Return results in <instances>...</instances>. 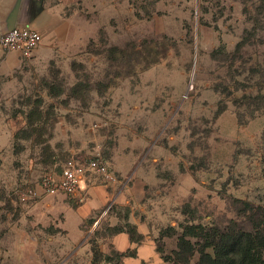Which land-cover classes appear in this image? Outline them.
Listing matches in <instances>:
<instances>
[{
	"label": "rangeland",
	"instance_id": "obj_1",
	"mask_svg": "<svg viewBox=\"0 0 264 264\" xmlns=\"http://www.w3.org/2000/svg\"><path fill=\"white\" fill-rule=\"evenodd\" d=\"M100 3L69 11L67 45L0 105L13 137L0 172V264H13L6 243L21 238L16 192L73 158L102 159L119 179L97 181L113 195L86 223L92 254L78 264H124L101 244L131 227L140 242L131 217L167 258L185 226L264 225V0ZM38 246L56 264V247Z\"/></svg>",
	"mask_w": 264,
	"mask_h": 264
},
{
	"label": "crops",
	"instance_id": "obj_2",
	"mask_svg": "<svg viewBox=\"0 0 264 264\" xmlns=\"http://www.w3.org/2000/svg\"><path fill=\"white\" fill-rule=\"evenodd\" d=\"M100 2L103 0H0V32L13 27H29L42 36V41L29 58L16 50L0 48V105L9 92L36 80V76H40L39 73L56 58L57 51L67 45L73 32L72 14L69 11L79 4L82 8L99 7ZM4 122L0 112V172L8 167L13 152V137ZM91 173L98 177L89 178ZM0 181L5 182L1 175ZM97 181L102 182L103 179L96 172L87 170L81 176L80 188L74 195H48L37 187V198L22 203L17 197L15 201L21 207L19 214L22 219L12 227L21 238L6 243L12 251L13 264H45V255L40 251L39 243L56 247V264H78L75 260L84 251L85 257L91 259L89 255L92 253L85 241L91 229L86 223L98 219L99 209L113 195V189H108V184ZM26 214L33 216L31 223L23 219ZM130 220L137 232L144 234L143 239L134 242L128 233L118 232L107 238L108 243L101 244V251L124 253L121 257L124 264H150L152 261L170 264L162 259L154 241L144 229L138 227L137 220L132 217ZM10 223L5 221L2 226L6 228ZM66 240L67 244H62Z\"/></svg>",
	"mask_w": 264,
	"mask_h": 264
},
{
	"label": "trees",
	"instance_id": "obj_3",
	"mask_svg": "<svg viewBox=\"0 0 264 264\" xmlns=\"http://www.w3.org/2000/svg\"><path fill=\"white\" fill-rule=\"evenodd\" d=\"M131 228H127V231L120 229L118 232L124 231L132 241L138 242L132 239ZM192 236L197 237L199 241L192 242L189 238ZM157 251L159 252L158 249ZM195 252L199 256L193 264H264V225L262 228L255 227L252 231L230 226L219 229L188 225L177 237L173 258L162 257L159 253L162 259L171 262L170 264H189ZM120 255L123 256L124 253ZM92 261L93 264L97 263L95 259Z\"/></svg>",
	"mask_w": 264,
	"mask_h": 264
},
{
	"label": "built area",
	"instance_id": "obj_4",
	"mask_svg": "<svg viewBox=\"0 0 264 264\" xmlns=\"http://www.w3.org/2000/svg\"><path fill=\"white\" fill-rule=\"evenodd\" d=\"M42 41L41 34L29 27H13L0 32V48L3 50H16L23 57L29 58ZM90 170L99 174L106 183L118 182L116 173L99 158H90L84 162L69 159L62 167L60 176H43L38 187L44 194L55 195L62 193L67 196L74 195L80 188L81 176L84 171ZM18 200L22 203L37 198V188L26 187L17 191Z\"/></svg>",
	"mask_w": 264,
	"mask_h": 264
},
{
	"label": "bare ground",
	"instance_id": "obj_5",
	"mask_svg": "<svg viewBox=\"0 0 264 264\" xmlns=\"http://www.w3.org/2000/svg\"><path fill=\"white\" fill-rule=\"evenodd\" d=\"M242 1V0H241ZM245 6V5H244Z\"/></svg>",
	"mask_w": 264,
	"mask_h": 264
}]
</instances>
